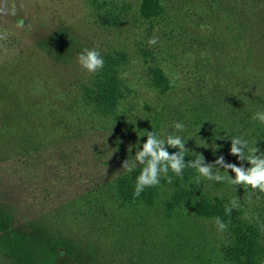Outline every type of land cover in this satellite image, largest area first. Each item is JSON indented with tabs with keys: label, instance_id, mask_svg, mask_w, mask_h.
<instances>
[{
	"label": "rangeland",
	"instance_id": "1",
	"mask_svg": "<svg viewBox=\"0 0 264 264\" xmlns=\"http://www.w3.org/2000/svg\"><path fill=\"white\" fill-rule=\"evenodd\" d=\"M140 3L0 0V208L13 229L68 243L61 264H264V192L192 168L136 196L144 165L122 167L151 131L208 164L250 167L235 137L264 152V0H160L149 20ZM86 48L103 68H82ZM191 190L238 223L196 215ZM0 264L18 262L0 251Z\"/></svg>",
	"mask_w": 264,
	"mask_h": 264
},
{
	"label": "clouds",
	"instance_id": "2",
	"mask_svg": "<svg viewBox=\"0 0 264 264\" xmlns=\"http://www.w3.org/2000/svg\"><path fill=\"white\" fill-rule=\"evenodd\" d=\"M15 14V13H13ZM24 24L23 20L18 21V26L22 27ZM0 39H6V36L0 34ZM158 42L156 37L149 40L150 45H155ZM78 62L83 69L93 73L103 68L104 61L100 52L96 49H84L81 54L78 55ZM256 119L264 122V112H258L255 116ZM174 127L177 130L182 131L184 125L177 122ZM147 140L143 143L142 148L135 153V159L132 162L125 160L122 167L128 171H132L136 163L144 165L140 174L136 180L134 195L139 196L140 193L146 187H152L160 183V176L167 175L169 170L175 173L177 176L183 174V170L186 167L196 169L200 176L217 182H223L227 180L230 184L234 185H246L251 187L253 190H259L264 192V152L255 147H249L248 141L235 137L231 139L230 154L238 157L240 161H247L250 167L244 168L243 165L236 166L232 163H225L223 156L217 157L214 164L205 163L204 157L200 156L195 160L185 162V153L188 149L185 147V141L180 136L168 135L166 139L157 137L154 132L147 133ZM178 149L174 154H170L167 147ZM245 150L248 154L245 155ZM260 152L259 155H256ZM219 165L224 170L231 169L235 173L233 179L229 175H221L219 172L213 173V166ZM220 169V168H219ZM171 178H169V183ZM230 212L231 209H226ZM215 224L219 231L225 230L227 225L220 220L215 218Z\"/></svg>",
	"mask_w": 264,
	"mask_h": 264
},
{
	"label": "trees",
	"instance_id": "3",
	"mask_svg": "<svg viewBox=\"0 0 264 264\" xmlns=\"http://www.w3.org/2000/svg\"><path fill=\"white\" fill-rule=\"evenodd\" d=\"M139 12L143 18L148 20L159 16L162 13L160 0H141ZM158 78L161 79L162 76L158 74ZM102 97L108 105L115 101L113 90L110 87L105 88ZM189 161V158H185L186 163ZM191 171L192 168L190 167L183 170L182 179L184 181L192 175ZM196 195L197 192L191 190L190 208L196 215L200 217H218L225 222L238 223L233 212H227L223 206L203 201L201 198H197ZM59 249H63L67 253L72 252V248L68 243L51 239L43 230L36 229L32 233H26L13 229L11 214L0 208V251L13 258L18 264H61L57 253Z\"/></svg>",
	"mask_w": 264,
	"mask_h": 264
}]
</instances>
